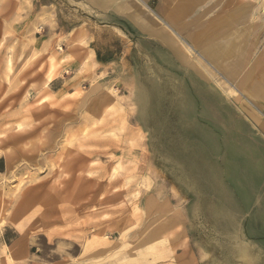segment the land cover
Instances as JSON below:
<instances>
[{"label": "rangeland", "instance_id": "374dc122", "mask_svg": "<svg viewBox=\"0 0 264 264\" xmlns=\"http://www.w3.org/2000/svg\"><path fill=\"white\" fill-rule=\"evenodd\" d=\"M136 2L153 40L168 34L190 59L207 58L239 105L264 108V0ZM41 5L62 25L81 20L74 0ZM48 35L29 52L15 31L12 43L0 36V264H247L236 243L207 240L225 228L180 225L175 195L146 200L161 180L145 177L144 136L117 110L128 104L112 78L104 92L85 79L66 98L80 68Z\"/></svg>", "mask_w": 264, "mask_h": 264}, {"label": "crops", "instance_id": "0c3cea01", "mask_svg": "<svg viewBox=\"0 0 264 264\" xmlns=\"http://www.w3.org/2000/svg\"><path fill=\"white\" fill-rule=\"evenodd\" d=\"M38 1L0 0V36L6 43L15 40L14 31L28 41V52L46 33L64 39L66 54L72 51L69 65L80 68L66 98L85 79L99 83L91 91L104 92L112 78L116 99L128 104L118 113L127 116L130 131L144 136L136 145L145 147V177L161 180L160 192H149L146 200L153 203L157 193L175 195V207L170 204L180 225L225 228L220 238L207 240L236 243L247 264H264V108L239 105L218 83L207 58L190 59L168 34L153 40L136 0H74L81 20L63 25L51 7L36 11ZM19 98L13 105L18 107ZM82 108L83 119L89 108ZM91 114L99 116L102 109Z\"/></svg>", "mask_w": 264, "mask_h": 264}, {"label": "bare ground", "instance_id": "6f19581e", "mask_svg": "<svg viewBox=\"0 0 264 264\" xmlns=\"http://www.w3.org/2000/svg\"><path fill=\"white\" fill-rule=\"evenodd\" d=\"M240 3H241V1H240ZM261 3V2H260ZM257 4V3H256ZM259 7H260V4H259ZM208 13V12H207ZM243 13V12H242ZM167 15V14H166ZM264 20V19H263ZM166 24V23H165ZM186 25V24H185ZM194 25V24H193ZM177 35V34H176ZM227 37V36H226ZM186 44V43H185ZM233 44V43H232ZM233 46V45H232ZM189 47V46H188ZM211 47H213V46H211ZM208 49V48H207ZM217 52V51H216ZM219 52V51H218ZM222 53V52H221ZM183 54V53H182ZM181 54V55H182ZM217 54V53H216ZM215 54V55H216ZM214 55V54H213ZM220 55V54H219ZM227 57V56H226ZM220 59V58H219ZM211 60H213V59H211ZM217 62V61H216ZM219 63V62H218ZM237 65V64H236ZM238 69V68H237ZM240 69V68H239ZM241 70V69H240ZM239 76V75H238ZM246 77H247V75H246ZM245 78V77H244ZM245 80V79H244ZM242 81V80H241ZM245 82V81H244ZM254 93V92H253ZM260 94V93H259ZM252 260V259H251Z\"/></svg>", "mask_w": 264, "mask_h": 264}]
</instances>
